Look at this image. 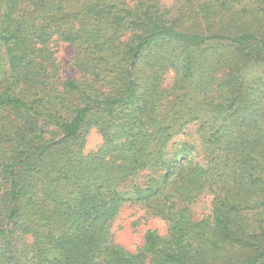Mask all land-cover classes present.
<instances>
[{
  "label": "trees",
  "instance_id": "trees-1",
  "mask_svg": "<svg viewBox=\"0 0 264 264\" xmlns=\"http://www.w3.org/2000/svg\"><path fill=\"white\" fill-rule=\"evenodd\" d=\"M0 264H264V0H0Z\"/></svg>",
  "mask_w": 264,
  "mask_h": 264
},
{
  "label": "rangeland",
  "instance_id": "rangeland-1",
  "mask_svg": "<svg viewBox=\"0 0 264 264\" xmlns=\"http://www.w3.org/2000/svg\"><path fill=\"white\" fill-rule=\"evenodd\" d=\"M160 4L170 7L173 0H160ZM73 53L74 48L71 44L67 42L59 43L55 53L59 65V76L68 77L78 74L72 65ZM170 77L167 78V83H170ZM101 143L102 138L99 132L95 127H92L85 136L83 151L95 150ZM188 208L193 217L200 218L209 213L210 197H200L194 203L189 204ZM144 213V210L138 205L127 203L121 207L117 218L112 224L113 238L128 250H134L143 244V235L148 228L155 229L160 235L167 231L166 221L158 217H144Z\"/></svg>",
  "mask_w": 264,
  "mask_h": 264
}]
</instances>
